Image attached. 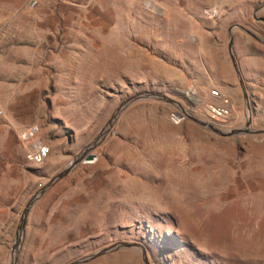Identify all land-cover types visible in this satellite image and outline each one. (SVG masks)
Here are the masks:
<instances>
[{
    "label": "rangeland",
    "instance_id": "rangeland-1",
    "mask_svg": "<svg viewBox=\"0 0 264 264\" xmlns=\"http://www.w3.org/2000/svg\"><path fill=\"white\" fill-rule=\"evenodd\" d=\"M0 0V264L28 199L137 91L168 93L208 119L210 91L233 101L223 127H264V43L234 29L248 102L228 49L241 23L264 38V0ZM123 58V59H122ZM143 100L33 207L18 264H67L118 240L152 264H264V134L217 135ZM52 145L40 165L19 129ZM142 191V192H141ZM85 264H143L121 249Z\"/></svg>",
    "mask_w": 264,
    "mask_h": 264
},
{
    "label": "water",
    "instance_id": "water-1",
    "mask_svg": "<svg viewBox=\"0 0 264 264\" xmlns=\"http://www.w3.org/2000/svg\"><path fill=\"white\" fill-rule=\"evenodd\" d=\"M264 9V2L260 4L255 13H260ZM259 20L264 22V15L257 16ZM239 28L252 35L260 42L264 43V38L258 34L256 31L251 28L245 26L241 23H233L228 28V49L229 53L242 85L244 95L246 98V102H248V93L245 87L244 79L242 76V72L240 69V65L238 59L236 57V53L234 51V29ZM143 100H155L167 103L172 106V108L177 109L183 112L188 119L197 123L198 125L204 127L205 129L221 136H237L241 134H264V127H254L253 119L251 115V111L248 106L247 112V120L245 124L238 127H223L216 122L210 121L209 119L200 117L194 111L190 110L187 105L182 103L180 100L174 98L163 91L157 90H142L137 91L134 94L128 96L125 100H123L112 112V114L107 119L104 126L101 130L95 135V137L86 144L79 152L74 154L69 162L62 167L59 171H57L40 189H38L26 202L18 224L14 234L13 244L11 247V259L10 264H18L19 255L22 250L25 236H26V225L28 221V217L30 215L33 207L43 198V196L52 189L59 181L68 176L71 172H73L82 162L90 161L95 158L94 151L105 141L106 137L109 133L112 132L113 127L121 118V116L127 111L129 107L133 104L143 101ZM121 249H136L140 252L142 257L143 264H152L149 256V252L145 244L135 240H118L108 245L97 248L85 255H82L67 264H85L95 258H98L102 255L118 251Z\"/></svg>",
    "mask_w": 264,
    "mask_h": 264
},
{
    "label": "built area",
    "instance_id": "built-area-1",
    "mask_svg": "<svg viewBox=\"0 0 264 264\" xmlns=\"http://www.w3.org/2000/svg\"><path fill=\"white\" fill-rule=\"evenodd\" d=\"M32 4L35 5L36 1L33 0ZM4 26H0V33ZM211 101L206 104L205 113L210 121L223 122L233 111V101L229 94L223 89L217 87L210 91ZM192 104L188 106L190 110H196L197 107ZM169 119L175 123L180 124L187 119L186 115L174 108L169 112ZM19 137L25 144L26 159L33 165H40L52 153V145L42 135L41 125L38 123H31L19 129Z\"/></svg>",
    "mask_w": 264,
    "mask_h": 264
},
{
    "label": "bare ground",
    "instance_id": "bare-ground-1",
    "mask_svg": "<svg viewBox=\"0 0 264 264\" xmlns=\"http://www.w3.org/2000/svg\"><path fill=\"white\" fill-rule=\"evenodd\" d=\"M123 59V58H122ZM142 192V191H141Z\"/></svg>",
    "mask_w": 264,
    "mask_h": 264
}]
</instances>
